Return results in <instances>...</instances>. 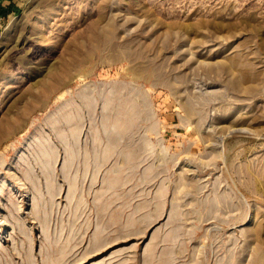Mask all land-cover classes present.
<instances>
[{"label": "rangeland", "instance_id": "1", "mask_svg": "<svg viewBox=\"0 0 264 264\" xmlns=\"http://www.w3.org/2000/svg\"><path fill=\"white\" fill-rule=\"evenodd\" d=\"M0 264H264V0H16Z\"/></svg>", "mask_w": 264, "mask_h": 264}, {"label": "crops", "instance_id": "2", "mask_svg": "<svg viewBox=\"0 0 264 264\" xmlns=\"http://www.w3.org/2000/svg\"><path fill=\"white\" fill-rule=\"evenodd\" d=\"M16 0H0V34L6 28Z\"/></svg>", "mask_w": 264, "mask_h": 264}]
</instances>
